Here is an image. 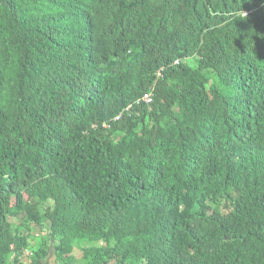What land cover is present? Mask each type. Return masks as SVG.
Here are the masks:
<instances>
[{
  "label": "trees",
  "instance_id": "obj_1",
  "mask_svg": "<svg viewBox=\"0 0 264 264\" xmlns=\"http://www.w3.org/2000/svg\"><path fill=\"white\" fill-rule=\"evenodd\" d=\"M14 215L56 264H264V0H0V264Z\"/></svg>",
  "mask_w": 264,
  "mask_h": 264
},
{
  "label": "rangeland",
  "instance_id": "obj_2",
  "mask_svg": "<svg viewBox=\"0 0 264 264\" xmlns=\"http://www.w3.org/2000/svg\"><path fill=\"white\" fill-rule=\"evenodd\" d=\"M187 64L192 68H196V58L188 60ZM121 138L120 134H114L112 136V140L116 142ZM7 221L10 224L12 228V232L19 236L24 238L25 241H27V251H24L22 254V257L19 259V264H35L36 262H39L40 264H56L54 261L55 258V251L53 252V247H55L58 244L57 238L50 239L48 230L46 228L45 222H41V224H35V223H28L24 222L22 224V218L21 215L18 216H9L7 217ZM44 251L47 255L43 259H39V261L36 260V257H34V253L38 250ZM81 252L77 249H74L72 251V255H70L66 262V264H81ZM108 264H121L120 261H111Z\"/></svg>",
  "mask_w": 264,
  "mask_h": 264
},
{
  "label": "built area",
  "instance_id": "obj_3",
  "mask_svg": "<svg viewBox=\"0 0 264 264\" xmlns=\"http://www.w3.org/2000/svg\"><path fill=\"white\" fill-rule=\"evenodd\" d=\"M151 97H152V95L150 93H146V94L142 95V97L139 98L136 101V104L141 103V104H144V105H148L151 102ZM117 120H118V118H115L114 119V121H117Z\"/></svg>",
  "mask_w": 264,
  "mask_h": 264
}]
</instances>
